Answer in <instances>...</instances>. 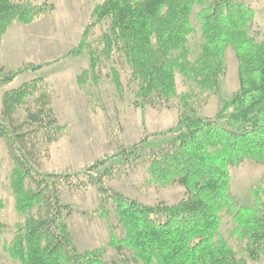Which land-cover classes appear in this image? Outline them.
I'll return each mask as SVG.
<instances>
[{
	"label": "trees",
	"instance_id": "16d2710c",
	"mask_svg": "<svg viewBox=\"0 0 264 264\" xmlns=\"http://www.w3.org/2000/svg\"><path fill=\"white\" fill-rule=\"evenodd\" d=\"M204 6L201 20L207 42L196 65L190 60L188 38L193 30L192 9ZM45 7L30 0H0V48L2 37L15 22L30 23ZM253 10L235 0H104L92 12L78 45L67 55H89L91 69L100 54L111 60L123 51L133 71L137 98L156 102L177 96L176 74L181 72L203 92H216L227 71L230 47L241 59V87L227 97L213 120L190 107L194 92L182 95L184 114L172 128L156 133L171 136L168 143L148 151L145 162L149 184L183 185L187 197L176 205L149 206L110 189L105 178L120 166L129 165L136 152L148 142L119 150L110 158L88 166L81 173H48L40 169L28 136L0 121L4 139L14 162L12 188L16 209L23 217L16 224L11 252L22 264H102L100 251H79L67 221L69 206L60 199L63 187L96 185L111 201L125 229L115 244L125 246L145 264H249L245 255L264 257V196L261 186L251 192V206L237 207L231 195V166L248 159L264 163V42L257 44L249 34ZM109 21L106 30L92 38L94 29ZM51 62L31 65L39 70ZM85 70L80 83L88 79ZM121 86L120 75L113 69ZM13 81L0 76V87ZM41 78L32 79L4 94L6 114L14 113L40 89ZM224 123V124H223ZM242 126L238 132L237 127ZM57 126L56 132H62ZM121 159V164L113 162ZM84 178H82L83 176ZM232 217V239L221 232L223 214ZM1 237V230H0Z\"/></svg>",
	"mask_w": 264,
	"mask_h": 264
},
{
	"label": "rangeland",
	"instance_id": "374dc122",
	"mask_svg": "<svg viewBox=\"0 0 264 264\" xmlns=\"http://www.w3.org/2000/svg\"><path fill=\"white\" fill-rule=\"evenodd\" d=\"M30 1L44 6L45 11L30 23L15 22L2 37L0 76H12L13 81L0 87V121L26 133L38 166L48 173H81L88 166L147 137V144L136 152L138 156L129 165L120 166L113 176L106 177V185L149 206L162 202L176 205L185 199L186 188L179 183L169 187L149 184L143 161L148 160L150 149L170 141L171 136L156 133L178 123L184 114L181 104L184 93L193 91L195 96L190 107H195L199 116L213 120L224 99L239 91L241 59L236 49L230 47L227 50V71L219 79L216 92H203L196 83L178 72L175 98L146 101L136 96L133 71L123 51L115 52L111 60L100 54L101 62L95 70L91 69L87 54L65 56L78 45L95 6L104 0ZM235 1L253 10L249 34L257 44L264 42V0ZM203 8L198 3L191 13L193 30L188 46L190 60L196 65L203 57L207 42L201 20ZM108 25L109 21L98 25L92 38L99 37ZM48 62L51 63L39 70L28 68ZM114 68L120 75L119 88L114 80ZM85 70L89 71V79L80 83L79 78ZM37 78L42 79L39 92L14 113L6 114L3 107L5 92ZM57 126L64 127L61 133L56 132ZM237 131H242L241 125ZM113 162L120 165L121 159L116 158ZM13 169L8 146L0 138V264H22L10 249L16 224L23 218L16 209ZM231 174V195L238 208L254 203L251 189L257 184L264 196V163L248 159L239 166L232 165ZM60 199L70 207L67 221L79 251H100L102 264H145L135 259L130 249L115 244L114 237L123 239L125 229L115 206L96 185L63 187ZM233 225L232 217L224 213L221 232L242 253L231 236ZM245 256L249 264H264V257Z\"/></svg>",
	"mask_w": 264,
	"mask_h": 264
}]
</instances>
